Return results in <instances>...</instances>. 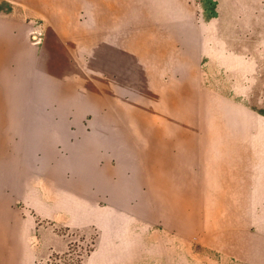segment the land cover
<instances>
[{"label": "crops", "instance_id": "1", "mask_svg": "<svg viewBox=\"0 0 264 264\" xmlns=\"http://www.w3.org/2000/svg\"><path fill=\"white\" fill-rule=\"evenodd\" d=\"M66 1L81 0H0V115H24V120L19 117L9 130H19L24 143L40 159V169L31 173V189L40 203L39 208H33L40 216H49L45 211L51 203L57 210L51 219L72 227L90 225L101 230L110 226L111 233L122 224H161L159 214L150 216L160 210L158 191L151 190L154 199L150 206L144 175V159L160 154L158 146H146L143 133L138 132L143 125H135L134 132V122L116 121L109 116L130 113L129 105L102 107L96 100L172 96V35H188L185 49L202 51V59L207 57L203 51L209 49H238L220 41L204 44L190 40L192 35L225 33V26L232 34L264 33V0H198L196 5L188 0H87L88 13L83 25L80 13L66 11ZM226 19H241L242 23L247 19L248 24L238 25L236 20L232 26ZM37 32L44 34L41 43H31L29 39H36ZM131 32L155 37L151 41H130ZM81 34L87 35L84 45L75 41L76 35ZM134 47L137 54L131 56L130 49ZM81 48L87 51L89 81H103L104 87H99L105 88V92L97 91L95 86L87 92L77 88L74 67L78 64L67 63L65 52L69 51L75 59V49ZM236 60L240 62L239 58ZM248 62L254 67L259 63L254 57ZM70 64L72 70L66 73ZM203 74L201 67V81ZM256 81H251L255 89ZM228 83L233 91L238 87L234 80ZM202 89L209 92L208 87ZM51 103L57 105L50 106ZM139 111L145 113V109L137 108ZM98 113L105 115L103 120L87 125L82 122L83 115ZM250 129L255 136L217 139L212 143L217 147L231 146L227 153L217 149L211 154L201 152L206 162H216V181L203 178L202 186L205 192L223 195V200L226 195L231 198L230 205H217L215 224L233 227V248L223 251L240 263L264 264V121ZM50 146L66 147L68 157L50 156ZM241 146L243 153L237 148ZM112 158L119 168H130L129 160L135 158V175H114L101 169L102 161L107 163ZM50 161H56L59 168L57 175L51 177L56 179L51 187ZM82 161L89 165L78 169ZM158 169L159 164L153 161L148 189L150 182L154 185L158 178ZM6 194V187L0 186V264H33L32 221L17 217L10 205L7 210V204L2 203L8 198ZM134 209L135 218L130 219ZM3 241L21 245L16 250H3ZM144 249V240H137L133 255L137 261L144 257Z\"/></svg>", "mask_w": 264, "mask_h": 264}, {"label": "rangeland", "instance_id": "2", "mask_svg": "<svg viewBox=\"0 0 264 264\" xmlns=\"http://www.w3.org/2000/svg\"><path fill=\"white\" fill-rule=\"evenodd\" d=\"M188 1L193 5L198 4V0ZM65 9L74 15L80 13L83 25L84 17L88 13V1H66ZM194 20L198 21V18L194 17ZM226 20L232 26L236 20L238 25L242 23L241 19ZM247 24L246 19L242 25ZM224 29L225 33L192 35L193 39L190 41L204 44L220 41L228 47H238L235 50L228 48L203 51L207 53L204 59L200 55L202 51L185 49L188 35H172V96H148L139 99L130 97L125 100L100 97L96 100L97 105L102 107L124 105L126 108L125 105H129L130 113H113L109 116H113L116 121L134 122V132L135 125H143V128L139 126L138 132L143 133L146 146L148 143H151L149 147L153 144L158 146L160 154L154 157L146 155L148 158L145 156L144 175L146 198L150 206H153L154 199L151 190L155 188L158 191L160 210L151 212L150 216L159 214L161 224L144 227L122 224L120 227H114V233H111L113 227L110 226H104L101 230L90 225L72 227L50 218L57 212L51 203L45 211L49 216H40L33 208V205L39 208L40 203L31 189L34 181L31 173L40 169V159L30 146L24 143L19 130H9L13 122L20 120L19 117L23 121L24 115H0V186L6 187L8 196L2 203L7 204V210L10 205L12 210L16 211L17 217L32 221L33 264H78L79 260L81 264H244L223 251L233 248V227L215 224L218 218L217 205L219 202L221 206H228L231 204V198L226 195L223 200V195L217 194L216 191L205 192L203 189V178L216 181V162H206L201 152L211 154L217 149L219 153H227V150L232 149L231 146L217 147L212 143L217 139H244L255 136V131L250 127L264 121V33L232 34L227 32L228 26ZM262 29L264 30V27ZM36 35V39H29L31 43H41L44 34L37 32ZM129 36L130 41L135 42L151 41L155 37L153 34L142 35L133 32ZM75 41L84 45L87 35H76ZM147 53L145 50V54ZM135 54L137 50L134 47L130 49V55ZM74 55L77 58L72 59L70 52H65L67 63L70 61L78 64L74 67L77 88L87 92L95 86L97 91L105 92V88L99 87H104L103 81H89L87 51L84 48L75 49ZM250 57L258 60L257 67H254L253 63L249 64ZM237 58L240 62H237ZM201 67L204 73L203 81ZM67 68L66 73L72 70L71 64ZM255 68L257 73H254ZM230 79L238 85L234 91L228 86ZM253 79L258 80L257 89L253 88ZM202 87H208L209 92L204 91ZM216 93H233L236 96L222 98L217 97ZM137 108L145 109V113L137 112ZM103 117L105 115L99 113L87 114L82 116V122L87 125L103 120ZM152 138L159 140L153 142ZM237 148L243 153L242 146ZM49 149L50 156L60 154L62 157H68L64 146H50ZM115 161V158L107 163L102 161L101 169L114 175L118 172L127 173L130 177L135 175V158L129 160L130 168H119ZM153 161L159 164L156 172L158 178L155 179L154 185L150 182L148 189L147 181L149 177L152 179ZM142 163L143 161L141 165ZM79 164L81 167L78 169L89 165L87 161ZM48 171L51 187L56 180L51 177L59 171L56 161L48 163ZM135 204L133 201L132 206L135 207ZM135 212V209L131 211L130 219L135 218ZM140 239L145 242V255L137 261L133 255L137 240ZM1 243L2 246L5 245L1 247L3 250H6V247L16 250L21 245L14 241ZM3 250L1 251L4 252ZM67 253L68 256L64 258Z\"/></svg>", "mask_w": 264, "mask_h": 264}, {"label": "trees", "instance_id": "3", "mask_svg": "<svg viewBox=\"0 0 264 264\" xmlns=\"http://www.w3.org/2000/svg\"><path fill=\"white\" fill-rule=\"evenodd\" d=\"M69 253H67L66 255H64V258H66L68 256ZM35 264H41L39 262H36ZM78 264H81V261L79 260Z\"/></svg>", "mask_w": 264, "mask_h": 264}]
</instances>
